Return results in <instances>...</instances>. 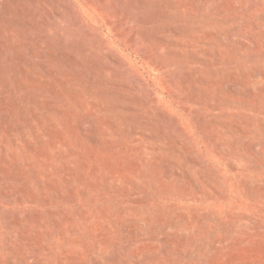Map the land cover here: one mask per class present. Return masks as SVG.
Segmentation results:
<instances>
[{
  "label": "rangeland",
  "instance_id": "obj_1",
  "mask_svg": "<svg viewBox=\"0 0 264 264\" xmlns=\"http://www.w3.org/2000/svg\"><path fill=\"white\" fill-rule=\"evenodd\" d=\"M0 264H264V0H0Z\"/></svg>",
  "mask_w": 264,
  "mask_h": 264
}]
</instances>
